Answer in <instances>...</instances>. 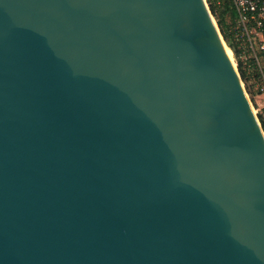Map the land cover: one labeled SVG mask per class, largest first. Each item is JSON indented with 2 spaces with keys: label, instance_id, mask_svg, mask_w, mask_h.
Here are the masks:
<instances>
[{
  "label": "water",
  "instance_id": "obj_1",
  "mask_svg": "<svg viewBox=\"0 0 264 264\" xmlns=\"http://www.w3.org/2000/svg\"><path fill=\"white\" fill-rule=\"evenodd\" d=\"M0 264H264V131L206 0H0Z\"/></svg>",
  "mask_w": 264,
  "mask_h": 264
},
{
  "label": "built area",
  "instance_id": "obj_2",
  "mask_svg": "<svg viewBox=\"0 0 264 264\" xmlns=\"http://www.w3.org/2000/svg\"><path fill=\"white\" fill-rule=\"evenodd\" d=\"M206 1L210 8L228 9L232 44L223 36L224 41L231 57L238 60L234 62L240 74L254 78L255 95L250 98L264 131V0Z\"/></svg>",
  "mask_w": 264,
  "mask_h": 264
},
{
  "label": "trees",
  "instance_id": "obj_3",
  "mask_svg": "<svg viewBox=\"0 0 264 264\" xmlns=\"http://www.w3.org/2000/svg\"><path fill=\"white\" fill-rule=\"evenodd\" d=\"M211 8H212L213 13L217 12L216 8H214V7H211ZM218 10H219V12L217 14V22L219 24V27H220V30H221L223 36L229 41V44L231 45L232 42H231L230 33H229L230 23L225 18V15L227 13H229L228 9L227 8H220Z\"/></svg>",
  "mask_w": 264,
  "mask_h": 264
},
{
  "label": "rangeland",
  "instance_id": "obj_4",
  "mask_svg": "<svg viewBox=\"0 0 264 264\" xmlns=\"http://www.w3.org/2000/svg\"><path fill=\"white\" fill-rule=\"evenodd\" d=\"M218 12H219V10L217 9V12L214 13V16H215V20L216 21H217V14H218ZM225 18L227 19V21L230 20L228 13L225 15ZM217 24H218V22H217ZM218 26H219V24H218ZM233 60H235L236 63L238 61L237 58L236 59L234 58ZM241 76H242V80L244 82V85H245V87H246V89L248 91V94L252 98L255 95L254 94V92H255V86L253 84L254 78L253 77H250V76L249 77L248 76L247 77H244L242 74H241Z\"/></svg>",
  "mask_w": 264,
  "mask_h": 264
}]
</instances>
